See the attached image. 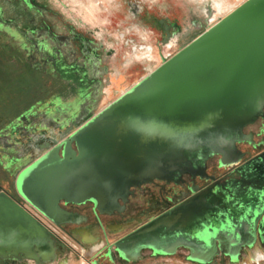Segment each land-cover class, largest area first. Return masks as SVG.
Instances as JSON below:
<instances>
[{"label":"water","instance_id":"95a60500","mask_svg":"<svg viewBox=\"0 0 264 264\" xmlns=\"http://www.w3.org/2000/svg\"><path fill=\"white\" fill-rule=\"evenodd\" d=\"M263 107L264 0H247L174 56H162L158 68L77 129L70 126L62 143L52 139L55 147L48 144L17 173V192L57 224L74 221L62 201L92 202L111 213L133 187L205 171L214 155L230 157ZM240 172L242 180L208 187L147 226L144 236L168 241L185 232L192 210H203L210 249L220 235L231 248L243 238L253 247L264 234L257 228L264 216V153ZM50 236L0 191V249L46 246Z\"/></svg>","mask_w":264,"mask_h":264},{"label":"rangeland","instance_id":"374dc122","mask_svg":"<svg viewBox=\"0 0 264 264\" xmlns=\"http://www.w3.org/2000/svg\"><path fill=\"white\" fill-rule=\"evenodd\" d=\"M39 1L47 5L48 25L66 30L73 25L98 45L114 49L116 55L100 63L95 71L92 60L85 61L80 53L72 56L67 47L58 51L54 42L26 36V30L44 25L37 10L31 12L36 19L30 23L28 17H19V12H9L10 2H3L5 15L13 18L12 22L16 20L11 26L0 25V191L10 194L17 193L16 175L21 167L40 155L31 150L33 142L59 136L72 125L77 129L158 68L162 56H174L185 40L196 38L211 26L204 23L202 31L198 27L205 18L201 0ZM245 1L225 0L227 6L217 15V21ZM135 4L138 10H134ZM173 23L180 25L185 35L163 44L159 29ZM142 45L150 50H141ZM135 47L137 51L133 52ZM5 142L14 147L6 148ZM27 149L30 151L26 153ZM216 159L210 161V169H216Z\"/></svg>","mask_w":264,"mask_h":264},{"label":"flooded vegetation","instance_id":"af4514ba","mask_svg":"<svg viewBox=\"0 0 264 264\" xmlns=\"http://www.w3.org/2000/svg\"><path fill=\"white\" fill-rule=\"evenodd\" d=\"M14 1L18 5L13 3ZM201 1L205 3L202 6L205 18L198 26L200 30L204 28V23L211 26L215 24L217 15L227 6L225 0ZM3 2H10L7 7L9 12H19V17H28L30 23L36 19L31 12L37 10L44 25L24 30L26 36L31 40L54 42L58 51L67 47L72 56L80 53L84 60H92L95 71L100 63L116 55L114 49H106L100 43L98 45L91 36L77 31L73 25L67 30L60 29L58 25H48L50 19L46 14L47 5L39 0H0V25L11 26L16 22H12L13 18L5 15ZM210 2L211 4L207 5ZM138 9L139 6L135 4L134 10ZM159 30L163 32V44L172 39L179 40L185 35L177 23L165 24ZM189 35L190 33L185 37L188 39ZM191 40L193 37L190 36L182 47ZM146 47L142 45L139 48L143 50ZM146 49L150 50L148 47ZM136 51L137 47L133 49V52ZM134 55L141 56L139 53ZM103 70L107 72V66H104ZM97 74L98 72L95 73L96 77ZM257 124L258 129L246 130ZM243 134V140L236 143L235 151L230 157L214 155L207 159L205 171L185 172L175 179H154L133 187L126 201L121 199L120 206L111 213L101 212L92 202L75 204L62 201V208L71 214L74 221L57 224L20 197L18 192L9 193L49 229L51 236L46 246L35 245L33 248L30 246L23 249L11 246L8 250L0 249V264H264V234L258 233L253 247H249L245 243L247 239L243 238L236 248L228 246L227 241L222 242L223 236L220 235L214 240L215 247L210 249L203 210L199 215L197 211L192 210L186 216L189 223L185 232L178 236L175 233V237L168 241H161L155 235L144 236L147 226L164 215L174 213L208 187H221L231 179H243L240 170L253 158L264 153V107L256 120L244 127ZM69 135L70 133L64 130L59 136L42 137L32 143L31 150L41 154L48 144L56 146L52 139L62 143ZM4 145L9 149L14 147V144L6 142ZM29 151L27 149L26 153ZM215 158L218 163L216 169H210L209 163ZM261 227L264 230V216L257 224L258 230ZM174 229L176 227L172 228L170 233H173ZM237 241L239 243V240Z\"/></svg>","mask_w":264,"mask_h":264}]
</instances>
